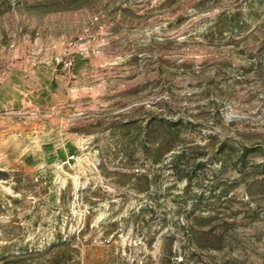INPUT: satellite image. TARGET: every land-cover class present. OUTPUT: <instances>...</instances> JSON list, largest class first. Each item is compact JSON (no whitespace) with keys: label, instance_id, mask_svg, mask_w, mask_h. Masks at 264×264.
Masks as SVG:
<instances>
[{"label":"rangeland","instance_id":"rangeland-1","mask_svg":"<svg viewBox=\"0 0 264 264\" xmlns=\"http://www.w3.org/2000/svg\"><path fill=\"white\" fill-rule=\"evenodd\" d=\"M0 264H264V0H0Z\"/></svg>","mask_w":264,"mask_h":264}]
</instances>
